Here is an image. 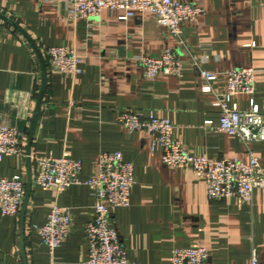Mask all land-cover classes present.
<instances>
[{"label":"crops","instance_id":"1","mask_svg":"<svg viewBox=\"0 0 264 264\" xmlns=\"http://www.w3.org/2000/svg\"><path fill=\"white\" fill-rule=\"evenodd\" d=\"M182 1L202 10L180 22L179 39L149 12L121 20L117 10L104 8L98 18L71 20L69 0H0V124L21 132L22 149L1 158L0 176L19 175L26 189L17 214L0 212V264H87L85 226L94 215V197L85 182L102 151H120L133 167L129 204L112 209L111 218L134 264H166L175 248L189 246L205 247L212 264H248L253 251L264 264V187L256 188L249 202L237 196L209 199L190 166L163 165L162 149L152 147L150 134L116 122L121 110L153 112L170 120L187 152L209 160L247 159L240 138L217 129L219 109L189 61L195 57L201 68L218 73L212 85L219 92L225 87L223 72L253 67V98L264 112V2ZM12 22L28 34L41 58ZM56 45L83 54L81 72L48 70L45 49ZM166 48L184 67L147 79L138 56L157 57ZM40 59L46 81L31 133L42 83ZM249 99L236 94L232 101L245 110ZM249 149L264 172V140H251ZM48 154L80 159V182L60 191L35 184V158ZM53 206L68 210L72 225L50 251L36 226Z\"/></svg>","mask_w":264,"mask_h":264},{"label":"built area","instance_id":"2","mask_svg":"<svg viewBox=\"0 0 264 264\" xmlns=\"http://www.w3.org/2000/svg\"><path fill=\"white\" fill-rule=\"evenodd\" d=\"M264 2V0H252ZM118 11V18L127 20L135 12H149L156 21L166 26L169 32L181 38L180 22L193 20L201 12V7L182 0H69L67 16L71 20L79 18H98L102 9ZM48 70L59 74L76 75L81 72L83 54L74 48L62 45L45 49ZM138 59L143 67L144 76L154 79L159 74H174L182 70L185 62L172 48H166L155 57L142 54ZM190 65L198 69L205 83L201 89L212 93L213 105L219 109L217 129L237 135L246 146L248 156L245 161L237 158L209 160L200 153L187 152L181 142L174 137L173 124L166 117L153 112L141 116L130 110H121L116 122L128 131H144L152 136L151 145L162 149L161 162L174 168L190 166L193 174L201 179L209 199H226L237 196L243 201L252 199L256 188L264 187V172L257 158L250 152L251 140H264V112L255 103V69L241 67L227 70L224 90L219 92L212 83L218 73L203 69L197 58H190ZM236 94H247L250 106L242 110L232 101ZM22 152L21 132L16 128L0 124V160L4 155ZM29 156L28 154H26ZM38 171L34 183L40 186L63 190L79 183L82 169L80 159L68 154L54 156L48 154L35 158ZM94 197V215L85 226L88 243L87 264H134L130 261L119 237L113 228L111 210L127 206L130 190L135 183L132 165L120 151L99 153L94 170L85 182ZM23 177L0 176V212L15 215L25 196ZM72 216L68 210L53 206L41 226H36L41 241L53 251L70 231ZM166 264H212L209 253L203 246L179 247L172 251L171 260ZM248 264H260L253 251Z\"/></svg>","mask_w":264,"mask_h":264},{"label":"water","instance_id":"3","mask_svg":"<svg viewBox=\"0 0 264 264\" xmlns=\"http://www.w3.org/2000/svg\"><path fill=\"white\" fill-rule=\"evenodd\" d=\"M12 24L17 27L24 35L25 37L27 38V40L32 44V46L35 48V50L37 51V48L34 46L31 38L28 36V34L23 31L17 24L13 23ZM37 54H38V57H40L38 51H37ZM40 63H41V69H42V83H41V88L39 90V93H38V100H37V105H36V110H35V114L33 116V119H32V122H31V128H30V132L32 133L35 126H36V123H37V120L39 118V113H40V104H41V100H42V96H43V92H44V87H45V81H46V70H45V65L43 64V61L40 59ZM26 194V192H25ZM19 248H20V252L21 254L24 256V252H23V241H22V236L20 237V245H19Z\"/></svg>","mask_w":264,"mask_h":264}]
</instances>
